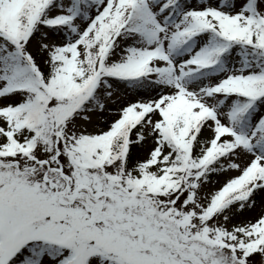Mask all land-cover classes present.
<instances>
[{
	"label": "snow or ice",
	"instance_id": "6c2138e0",
	"mask_svg": "<svg viewBox=\"0 0 264 264\" xmlns=\"http://www.w3.org/2000/svg\"><path fill=\"white\" fill-rule=\"evenodd\" d=\"M0 264H264V0H0Z\"/></svg>",
	"mask_w": 264,
	"mask_h": 264
}]
</instances>
